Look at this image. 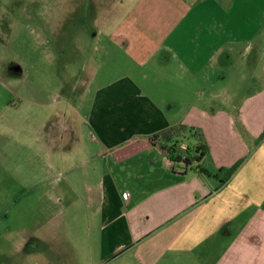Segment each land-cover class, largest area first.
<instances>
[{"label": "crops", "instance_id": "obj_1", "mask_svg": "<svg viewBox=\"0 0 264 264\" xmlns=\"http://www.w3.org/2000/svg\"><path fill=\"white\" fill-rule=\"evenodd\" d=\"M174 1L167 8L176 24ZM141 19L129 13L118 29L93 36L106 43L105 60L114 53L109 45L121 41L114 48L124 60L121 74L104 71L85 131L73 128L79 136L67 141L65 125L46 126L50 151L41 159L32 153L30 161H41L46 182L38 186L27 176V199L64 194L74 197L68 204H89L83 221L94 231L82 230L80 237L95 245L101 264H264V8L245 27L207 24L200 41L176 27L144 28ZM229 54L234 59L227 60ZM178 124L203 134L208 151L199 169L173 170L149 140ZM54 170L62 179H47ZM63 221L43 220L52 229L70 226ZM70 241L58 235L48 243ZM61 253L79 258L59 250L50 255Z\"/></svg>", "mask_w": 264, "mask_h": 264}, {"label": "rangeland", "instance_id": "obj_2", "mask_svg": "<svg viewBox=\"0 0 264 264\" xmlns=\"http://www.w3.org/2000/svg\"><path fill=\"white\" fill-rule=\"evenodd\" d=\"M138 2L0 0V264H101L95 245L80 237L82 230L94 231L93 227L85 229L83 221L85 215H91V206L88 204L85 209L84 201L79 199L68 204L74 197L64 194L52 199L42 195L27 199L26 180L34 175L30 183L40 186L46 182L38 160L43 158L44 149L50 151L45 147L49 146L46 126L65 125L67 141L68 137L73 140V135L79 136L73 134V128L78 132L87 122L85 117L89 115L94 91L107 79L104 76L108 72L104 71L121 74L124 60L114 49L121 41L109 45L114 53L110 52L105 60L102 55L106 43L97 42L93 37L97 32L116 30L121 27L123 17L139 13L140 23L146 24L144 28L176 27L188 30L192 40L200 41L204 38L200 29L207 24L212 26L213 22L223 20L230 29L239 22L245 27L251 14L264 8V0L246 4L237 0L230 5L229 1L222 5L218 0H197L194 4L176 0L171 2L179 13L175 24L167 8L169 0H145L139 5ZM178 45H185V40ZM230 59H234L232 54L227 55V60ZM148 71L144 69L145 73ZM163 86L156 85L159 90ZM150 87L154 88V84ZM181 141L191 143L187 136ZM32 153L39 155V163H30ZM52 173L51 177L46 174L47 179H62L60 171ZM64 204L65 212L58 214ZM63 218L71 223L69 227L52 229L46 224L49 222H43L45 219L64 222ZM58 235L71 239V244L48 243L49 238ZM55 250L74 252L79 258L72 260L63 253L50 255ZM114 264L122 263L118 260Z\"/></svg>", "mask_w": 264, "mask_h": 264}, {"label": "trees", "instance_id": "obj_3", "mask_svg": "<svg viewBox=\"0 0 264 264\" xmlns=\"http://www.w3.org/2000/svg\"><path fill=\"white\" fill-rule=\"evenodd\" d=\"M184 136H187L191 143H183L181 138ZM262 136H264V132ZM149 140L159 153L170 162L173 170H186L192 166L199 169L198 164L208 151L201 130L182 124L164 129L152 135ZM183 144L185 145L184 149L181 148ZM239 163L238 161L224 172L223 180H227L233 174Z\"/></svg>", "mask_w": 264, "mask_h": 264}, {"label": "built area", "instance_id": "obj_4", "mask_svg": "<svg viewBox=\"0 0 264 264\" xmlns=\"http://www.w3.org/2000/svg\"><path fill=\"white\" fill-rule=\"evenodd\" d=\"M181 148L184 149L185 146L184 145H181ZM165 160H166L167 165L171 166L170 162L167 159H165Z\"/></svg>", "mask_w": 264, "mask_h": 264}]
</instances>
